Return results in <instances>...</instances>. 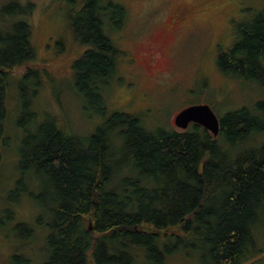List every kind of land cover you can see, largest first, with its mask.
<instances>
[{
  "label": "trees",
  "instance_id": "trees-1",
  "mask_svg": "<svg viewBox=\"0 0 264 264\" xmlns=\"http://www.w3.org/2000/svg\"><path fill=\"white\" fill-rule=\"evenodd\" d=\"M62 1L77 51L70 63L75 92L92 100L101 122L85 136L47 110L35 122L33 97L44 81L34 85L37 70L29 67L36 54L23 16L31 6L12 11L18 20L0 8V147L9 142L11 77L27 67L16 81L28 117L17 184L29 196L24 180L32 176L50 187L40 201L46 220L38 217L47 231L42 264H168L178 253L212 264H264V100L219 119L218 138L198 125L148 130L141 117L108 114L103 90L125 53L107 31L121 29L128 10L110 0ZM235 42L216 55L219 69L256 78L264 91V19Z\"/></svg>",
  "mask_w": 264,
  "mask_h": 264
},
{
  "label": "rangeland",
  "instance_id": "rangeland-1",
  "mask_svg": "<svg viewBox=\"0 0 264 264\" xmlns=\"http://www.w3.org/2000/svg\"><path fill=\"white\" fill-rule=\"evenodd\" d=\"M110 1L123 4L128 10L127 21L121 29H109L107 32L119 48L129 54L139 51L140 46L159 31L160 22L163 23L175 4L199 6L205 0ZM28 4L31 8L23 18L31 25L36 54L29 67L37 70L34 85H41L44 81L39 86L40 93L33 97L35 122H42L49 111L63 117L73 133L90 135L101 122L94 115L96 106L92 100L79 98L75 92L70 63L77 51L65 18L68 6L62 0H0V8L8 7L5 10L7 13H4L7 16ZM198 9L197 15L203 21L196 25L188 22L179 29L168 55L159 62L156 71L144 74L136 64L125 65V57L119 61L117 75L103 90L108 114L118 111L141 117L148 130H174L176 113L187 105L207 104L221 119L242 107L252 109L257 102L264 100L261 81L226 76L216 60L218 46L221 50L231 48L241 30L264 19V0H209ZM19 16L11 17L18 20ZM159 16H162V21ZM195 26L198 30L210 32L191 34ZM26 68L15 71L10 80L5 130L9 142L8 146L0 147V264H42L48 256L46 226L38 223V217L43 219L45 215L43 221L46 220V211L40 201H45L47 197L48 182L33 176L24 180L33 196L21 192L23 185L17 184L21 177L16 167L19 158L17 147L24 135L21 125H27L28 117L23 114L20 87L16 81ZM135 69L138 77L127 76ZM141 96L145 99L142 100ZM151 105L155 108L152 109ZM257 140H260L259 137ZM248 144L257 143L252 139ZM18 224L26 225L18 231ZM29 230L33 231L31 237L25 238ZM167 262L212 264L211 261H198L196 256L192 259L180 253L169 257Z\"/></svg>",
  "mask_w": 264,
  "mask_h": 264
},
{
  "label": "flooded vegetation",
  "instance_id": "flooded-vegetation-1",
  "mask_svg": "<svg viewBox=\"0 0 264 264\" xmlns=\"http://www.w3.org/2000/svg\"><path fill=\"white\" fill-rule=\"evenodd\" d=\"M208 1L209 0H205L199 6L175 4L171 8V11L163 19V23L160 22L159 31H157V33L155 35H153L149 41H146V43L142 44L139 48L140 49L139 51H134L132 53L125 54V56H124L126 59V61L124 62L125 65L132 66V65L136 64L137 69L141 70L144 74H150V73L156 71V69L158 68L159 62L161 60H165L166 55H168V51H169L170 45L172 43V40L176 37V34L179 31V29H181L185 25H187L188 22H192L194 24L195 23L197 24L199 21H203L202 19H200V16L197 15V12L199 11L198 8L205 6ZM162 16L158 17L159 19L161 18V21H162ZM197 31H200L202 33L205 32L204 34H207L210 32L208 30H203V29L198 30L197 26H195V29L192 31L191 34H194ZM218 50L221 51L219 46H218ZM119 65H120V63H118V66ZM137 69L129 72V74L127 76L133 75L134 77H136L137 76V72H136ZM141 98H142V100H144L145 96H141ZM154 99L156 101H158L156 98H154ZM152 101H154V100H152ZM199 104H204V103H199ZM199 104H190V105L183 107L182 109L189 107L191 105H199ZM154 108H155V106L153 105L152 109H154ZM182 109H180L178 112H180ZM173 124H174V122H173ZM195 125L196 124H194V123L188 124L186 130H180L174 125L173 129L174 130L178 129V131H176V132L189 131ZM219 132H220V126H219ZM209 134L211 135V133H209ZM218 135L216 137H213V136L212 137L218 138L219 137Z\"/></svg>",
  "mask_w": 264,
  "mask_h": 264
},
{
  "label": "water",
  "instance_id": "water-1",
  "mask_svg": "<svg viewBox=\"0 0 264 264\" xmlns=\"http://www.w3.org/2000/svg\"><path fill=\"white\" fill-rule=\"evenodd\" d=\"M190 123L201 126L213 137L219 134V119L207 104L186 107L174 118V125L180 130H186Z\"/></svg>",
  "mask_w": 264,
  "mask_h": 264
},
{
  "label": "bare ground",
  "instance_id": "bare-ground-1",
  "mask_svg": "<svg viewBox=\"0 0 264 264\" xmlns=\"http://www.w3.org/2000/svg\"><path fill=\"white\" fill-rule=\"evenodd\" d=\"M25 236L28 237V238H30V237H31V233H30V234H27V235H25ZM26 237H25V238H26Z\"/></svg>",
  "mask_w": 264,
  "mask_h": 264
}]
</instances>
